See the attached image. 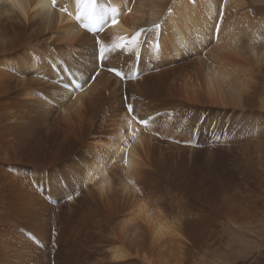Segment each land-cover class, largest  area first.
Returning a JSON list of instances; mask_svg holds the SVG:
<instances>
[{
    "label": "bare ground",
    "instance_id": "6f19581e",
    "mask_svg": "<svg viewBox=\"0 0 264 264\" xmlns=\"http://www.w3.org/2000/svg\"><path fill=\"white\" fill-rule=\"evenodd\" d=\"M245 3L96 0L92 11L120 13L100 33L108 47L160 27L126 58L108 53L135 78L102 68L89 81L83 3L0 0V264H163L175 240L188 261L205 224L244 218L242 197L234 203L244 172L231 159L247 154L243 113L264 70V20ZM71 78L83 89L59 86ZM125 93L138 117H154L147 127L123 109Z\"/></svg>",
    "mask_w": 264,
    "mask_h": 264
},
{
    "label": "rangeland",
    "instance_id": "374dc122",
    "mask_svg": "<svg viewBox=\"0 0 264 264\" xmlns=\"http://www.w3.org/2000/svg\"><path fill=\"white\" fill-rule=\"evenodd\" d=\"M245 1L247 3L241 6V10L246 12L251 11L250 13L247 12L251 15L249 17L253 16L251 19H255L257 22L264 20V0H260L259 2H255L254 0ZM225 13L228 14V12ZM241 18L245 20L244 17H240L239 20ZM261 42L264 44V38ZM191 49L192 47H186L185 51L189 53ZM192 51L195 52L194 50ZM70 75L68 74V78ZM77 76L82 77L84 75ZM85 76L87 77L88 75ZM259 78L257 95L253 101L248 103L243 113L242 124L244 129L242 130V135L246 138H242L241 145L238 144V148H243L247 151V154H251L249 162L253 163V161H256V164L253 163L252 168L250 167L252 171H245L246 167L250 164L247 165L245 159L249 155L246 154V156L243 150L241 151L243 152L242 154L240 151L235 152L236 156L233 153V155L229 153V157L231 158L232 155L233 158L231 161L234 160L237 165L240 164V171L244 172L243 174L241 173L243 175L242 191L246 189V194H239L234 202L238 203L240 207V197H242V213L244 218L233 219V221H228V223L227 216H225L219 221L211 220L205 224L204 227L209 228L210 233L206 236L198 253L194 254L188 261L184 259L182 248L178 241L175 240V255L173 258L167 260L164 258L166 262H163V264H264V105H262L264 101V70L259 73ZM65 83H68V81ZM67 91L73 92L72 89ZM252 122H255L254 128H251ZM228 137L232 136L229 135ZM251 144L254 146H251ZM253 156L256 157L254 158ZM235 159H238V161ZM253 168L255 169L254 171ZM251 199L255 203L252 208H249V201ZM199 257H203L202 259L205 262L199 263Z\"/></svg>",
    "mask_w": 264,
    "mask_h": 264
},
{
    "label": "snow or ice",
    "instance_id": "6c2138e0",
    "mask_svg": "<svg viewBox=\"0 0 264 264\" xmlns=\"http://www.w3.org/2000/svg\"><path fill=\"white\" fill-rule=\"evenodd\" d=\"M82 3L84 4V7L85 9H87V11H78V15L76 16V19L82 21L86 19L89 22L91 27H89V24H85L84 27L88 31L93 33V40L95 47L94 62L96 64V68L93 70L90 76V80L94 81L96 77L99 75V72L102 68L106 69L109 73L119 78L120 81H125L128 79L135 78V76L131 72L126 73L120 67L110 66L109 65L110 58L108 57V53L111 52L113 53L114 56L118 55L122 58H126L130 45L139 43L141 36H144L145 42H147L151 34H153L160 26L154 25L152 28H140L138 31L135 32L134 35H131L129 38H121V42L113 43L110 47H108L105 44V40L100 38V33L103 32L104 28L107 27L109 24L113 27L119 24L120 13L117 12V10L114 8L111 9L110 16L108 15L107 10H105L103 13L100 14L92 11V9L96 7V0H77L78 9H79V5ZM52 4L53 6H55L56 0H52ZM60 11L67 13L68 9L61 8ZM68 14L71 15V13ZM219 31H220L219 24H217L214 26L213 35L214 36L218 35ZM70 83H72V81H70ZM82 89H83V85L72 83L73 91H78ZM123 101H124L123 109L127 112L131 120H134L138 125H143L147 127V125L154 120V117L152 116H149L147 118L138 117L135 113L133 104L129 102L130 98L128 97L127 93L124 94ZM131 120L129 121V125L131 124ZM124 163L125 165H127L128 163L127 156H125ZM78 194L79 193H77V195ZM67 199L71 200L72 199L71 195H69Z\"/></svg>",
    "mask_w": 264,
    "mask_h": 264
}]
</instances>
